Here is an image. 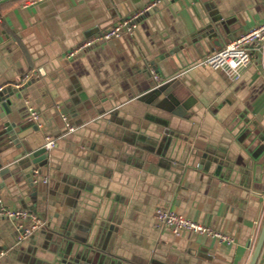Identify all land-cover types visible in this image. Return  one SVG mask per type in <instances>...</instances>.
<instances>
[{
	"label": "crops",
	"instance_id": "1",
	"mask_svg": "<svg viewBox=\"0 0 264 264\" xmlns=\"http://www.w3.org/2000/svg\"><path fill=\"white\" fill-rule=\"evenodd\" d=\"M158 1L133 35L68 57ZM27 2L0 0V89L13 91L9 114L0 103V135L6 124H25L30 108L39 130L0 146V200L44 226L19 240L16 222L1 219L0 264H63L71 250L114 264H248L264 214V152L253 157L264 141V52L236 80L197 63L218 51L216 27L224 47L263 24L264 0ZM152 71L180 82L155 92ZM49 140L53 153L32 172L33 192L27 150ZM161 207L234 242L174 235L157 225Z\"/></svg>",
	"mask_w": 264,
	"mask_h": 264
},
{
	"label": "built area",
	"instance_id": "2",
	"mask_svg": "<svg viewBox=\"0 0 264 264\" xmlns=\"http://www.w3.org/2000/svg\"><path fill=\"white\" fill-rule=\"evenodd\" d=\"M38 0H28L27 4H32ZM160 3H154L144 10L133 13L131 16L124 18L112 27L105 30L104 32L97 33L93 37L83 41L78 47L71 50L68 54L69 58H74L80 53H84L88 49L100 45L104 42L120 38L124 34L133 35L138 27L139 21L142 16L152 7L157 6ZM26 4V5H27ZM25 5V6H26ZM3 22V17L0 14V26ZM264 52V23L255 27L248 33H245L241 37L231 40L227 45H225L221 50L214 51L213 53L202 58L197 66L210 67L216 71L225 72L231 79H239L242 76V72L254 63V55L256 53ZM153 78L161 82L163 81L159 78L158 74L154 71L151 72ZM33 77V73L27 74L21 85L26 84ZM3 89H0L2 91ZM60 111V109H59ZM29 114L32 120L37 122L39 120V113L33 109H29ZM62 120L69 132H73L74 128L68 123L67 117L61 114ZM55 146L54 140H49L46 144L48 149ZM47 182V180H45ZM0 220L9 219L16 222L18 238L19 240H24L34 233L39 231L43 226L44 222L39 218V216L25 209H12L2 205L0 200ZM156 222L159 227H163L172 231L174 235H181L184 232H194L200 235L210 236L216 238L221 243L232 244L234 239L224 233L214 230L213 228L206 226L205 224L193 221L192 219L186 217L183 214L177 213L171 208H158L156 210ZM5 256L4 251H0V261Z\"/></svg>",
	"mask_w": 264,
	"mask_h": 264
},
{
	"label": "water",
	"instance_id": "3",
	"mask_svg": "<svg viewBox=\"0 0 264 264\" xmlns=\"http://www.w3.org/2000/svg\"><path fill=\"white\" fill-rule=\"evenodd\" d=\"M216 29H219V27H216ZM213 29L211 31V34L215 33V36L212 38V41L214 45L218 46V50H221L223 48L222 41L225 40L226 34H222V32L219 30ZM180 81L173 82L168 81L166 83L160 84L155 88V92H163L167 93L174 85L175 83ZM20 91L22 89H19ZM13 96L12 88H8L7 90L0 91V103L2 106V109L4 111V116L9 114L11 112L10 107L12 105V101L10 97ZM20 96V95H19ZM18 96V98H19ZM38 122V121H37ZM31 119V117L26 120V123L23 125L18 126L15 123L6 124L5 130L2 132L1 136H5L4 138L0 140V146L3 144L5 140L10 141L11 143L15 144V141L17 140H25L28 136L33 134V132H37L39 130L38 123ZM27 148H29L27 146ZM6 150V148L0 147V155ZM28 159L31 163L29 167H26L25 173L27 175L28 183L30 187L32 188L33 192H35L37 189L35 187V179L33 177V171L35 168H43L48 165V160L50 156L52 155L53 151L51 149H48L46 146H41L38 149L30 150L28 149ZM264 152V141L263 143L258 147V149L253 153L254 158H258L262 153ZM3 169V163L0 160V171ZM264 249V214L263 218L261 220V223L259 225V230L257 234V238L254 243V247L252 250V255L250 257V260L248 264H258V261L261 257V254ZM72 250L66 253L63 259V264H114L113 261L107 258L106 254H90L89 251H82L77 254L76 257L70 256L72 254Z\"/></svg>",
	"mask_w": 264,
	"mask_h": 264
}]
</instances>
